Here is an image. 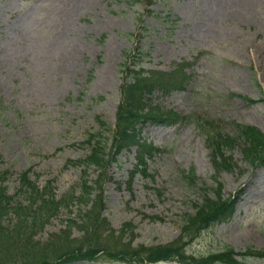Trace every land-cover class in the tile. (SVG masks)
<instances>
[{
  "label": "rangeland",
  "instance_id": "374dc122",
  "mask_svg": "<svg viewBox=\"0 0 264 264\" xmlns=\"http://www.w3.org/2000/svg\"><path fill=\"white\" fill-rule=\"evenodd\" d=\"M142 4L143 0H0V172L10 171L2 182L6 194L13 201H27V193L18 186L22 170H29L40 186L52 180L56 196L79 182L81 166L67 161L90 152L85 138L99 130L96 118L110 127L115 123L121 64L126 51L139 45L144 70L167 72L189 62L183 66L189 74L184 88H157L147 98L150 105L188 118L141 123V136L161 148L148 160L152 177L137 173L128 188L136 161L133 148L110 160L99 177L108 225L119 229L123 222L133 224L131 242L126 234L123 239L131 248L169 243L181 233L186 214L194 213V202L214 198L219 182L222 198H236L234 212L203 230L185 252L207 255L228 245L237 252L263 249L264 165L244 159L234 143L225 149L232 168L217 171L198 120L220 124L221 131L233 137L239 124L264 132V0H150L149 13ZM101 131L108 146L111 131ZM190 169L198 178L193 185L184 179ZM86 172L89 182L97 178L93 166ZM87 207L72 204L71 215ZM67 213L59 210L36 232L33 239L39 243L27 246L23 258H50L62 250L42 245L64 228ZM13 217L9 212L3 223ZM80 234L72 229L71 245L78 243ZM243 260L264 264L263 257ZM65 264L132 263L100 255Z\"/></svg>",
  "mask_w": 264,
  "mask_h": 264
},
{
  "label": "trees",
  "instance_id": "16d2710c",
  "mask_svg": "<svg viewBox=\"0 0 264 264\" xmlns=\"http://www.w3.org/2000/svg\"><path fill=\"white\" fill-rule=\"evenodd\" d=\"M141 1V0H139ZM144 9L150 12L148 5L150 0H144ZM136 45L133 49L126 51L125 60L121 64V75L123 81L120 83V99L116 104L115 123L112 127L106 122L96 118L99 130L88 133L85 140L90 144V152L84 158L69 159L71 165L81 166L83 177L71 187L65 194L56 196L53 194L52 180H46L43 186L36 183L28 175L29 170H22L18 173L19 189L25 191L26 202L13 201L12 197L6 194V187L2 182L10 172H0V264H65L69 261L79 259H98L103 255L108 260L124 261L132 264L146 261L154 263L164 260H177L182 264H246L244 256H255L264 258V248L244 251H234L228 245L218 252H209L207 255H193L185 252V247L190 244L206 228L217 222L226 221L234 212L236 198H222V187L217 183L214 188V198L205 196L201 203L194 202V213L186 214L185 223L181 227V233L171 242L138 248L127 245L132 240L134 225L123 222L119 229H113L108 225L102 210L105 208L104 193L99 182V177L106 173L110 160H114L117 153L125 149H134L136 160L130 171L128 188L131 178L135 174L150 178L153 175L148 171V160L151 155L161 150L146 141L141 136V123L150 120L152 122L169 123L172 121L186 120L188 116L176 112L173 109L163 111L157 105L147 103L148 95L154 89H161L167 92L171 89L184 88L188 75L183 66L189 62L179 63L172 70L167 72L156 70H144L140 64L141 52ZM247 101L255 99L240 95ZM205 128L206 144L210 150L213 166L218 170L231 169L233 162L230 155L225 154V149L234 147V143L240 145L241 154L244 159L253 164L264 165V132L251 125H237L236 135L231 136L217 125L206 119L198 120ZM110 130V143L108 146L101 140L102 131ZM107 148V150H106ZM93 166L97 169V178L89 182L86 176V169ZM184 179L193 185L197 177L193 169L184 172ZM160 193V191H158ZM12 200V201H11ZM72 204L88 206L87 209L71 215ZM59 210H67V218L64 228L56 233H51L49 240L43 244V248L51 249L61 247L55 251L50 258L46 257H25L24 250L27 246L38 244L34 241L36 232L45 225ZM12 213L13 220L3 223V216ZM72 229L79 230L80 240L71 245ZM119 243L117 240L119 236ZM128 235L126 243L123 239ZM111 241H107V240ZM113 241V242H112Z\"/></svg>",
  "mask_w": 264,
  "mask_h": 264
},
{
  "label": "bare ground",
  "instance_id": "6f19581e",
  "mask_svg": "<svg viewBox=\"0 0 264 264\" xmlns=\"http://www.w3.org/2000/svg\"><path fill=\"white\" fill-rule=\"evenodd\" d=\"M263 190V189H262ZM259 191V186L257 185V190H255V192H258ZM253 192V191H252Z\"/></svg>",
  "mask_w": 264,
  "mask_h": 264
}]
</instances>
